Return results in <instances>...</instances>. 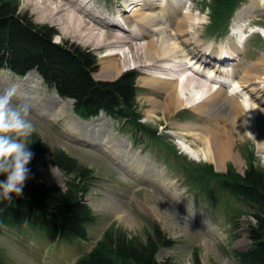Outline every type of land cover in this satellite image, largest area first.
<instances>
[{
  "label": "rangeland",
  "instance_id": "rangeland-1",
  "mask_svg": "<svg viewBox=\"0 0 264 264\" xmlns=\"http://www.w3.org/2000/svg\"><path fill=\"white\" fill-rule=\"evenodd\" d=\"M92 1L103 8V11H108L109 14H106L108 18H116L119 9L127 10L126 3L133 0ZM134 1L135 4L129 6V9L132 10L126 12V16H132V18L137 17L133 14L135 9H138L137 13L146 11L144 10L145 6H136V2L140 3L139 0ZM155 1L157 5L162 2H166V4L175 3L180 6L179 9L191 14V22H195V27L190 29L193 31L192 33L188 31L190 34H187L189 40L192 41L190 46L198 44V38L202 44L204 43V47H211L214 51L226 47L230 53L229 42L237 40L239 43L241 41V39L230 36L228 33L232 19L241 8L248 6V10L242 11L241 20L235 26L238 29L239 25L249 23V26L243 30L246 40L242 51H240L244 61L241 59L238 68L234 67L238 79L245 74V68L254 66V63L257 65L259 58L264 59V0H241L231 13L226 28L212 22V0ZM166 4L162 5L161 9L156 6L154 13L159 18H165L166 23L171 25V28L167 27L165 35L167 36L166 40L173 43L177 41L178 35H176L175 30L178 29L176 26H179L178 21L181 16L178 18H176L177 15L164 17L168 13L166 11L168 5L166 6ZM248 11L250 12L248 13ZM17 13L26 16L34 24L51 27L55 31L52 41L65 46L77 45L95 57L96 71L92 73L93 79L111 81L123 71L135 69L139 73L136 80L139 86L136 95V111L139 112L140 122L144 127L140 131H133L131 123L110 118L104 113L87 119L82 118L73 111V102L70 103V101L62 99L60 103L51 97L54 90L49 88L39 75L40 81L32 77L33 72L37 73L35 70L28 71L23 76L29 77L20 81L22 79L19 78L22 76L8 69H0V93L11 88L15 82L19 89L25 87V83L28 82L27 89L32 94V99L36 100V97L43 99L38 106L33 105L34 109H29L28 114V119L35 128L33 133H36L44 143L46 150L36 160L35 172L40 176V180L48 185H64V174L49 162V153L52 149L61 148L68 155L77 159L79 163L91 169L94 177L90 181L84 199L95 214V221L87 225V238L85 240L72 239L55 242L47 238L44 233L29 229L20 231L21 228L19 227L17 229L16 227H5L0 237V258L4 264H73L78 258L90 252L107 230H110L112 234L121 233L126 237L144 241L147 234L152 232V222L157 224L165 237L173 242L171 246H162L156 252L157 264H193L195 251L200 264H237L233 253L235 251L243 252L249 247L248 229L254 220L248 214L244 204L233 199L225 190L220 188L217 178L208 181L205 184V190L201 191L200 187L187 180V172L182 169V166L205 163L210 164L215 172H224L229 167H233L241 173L247 168L248 160H253V164L264 172V152L258 148L264 147V132L260 133L261 130H257L259 132L254 131L253 134L247 131L242 136L238 131H234L228 138V141L231 142L229 150L231 149L230 153L233 154L234 158L226 156V158L223 157L221 164L215 163L209 159L208 155H205L202 148L206 145L201 140L196 141L189 135H180L177 133L179 130L176 129H184L180 130L185 131L184 133H187V129H193L194 132H196V128L203 130L205 120L199 118V113L188 108L177 111V108L168 105V100H165L166 97H162L164 90H160V87L157 90L150 87L153 82L150 81L145 72L147 70L150 72V69H146L147 66L144 65L148 61L154 62L157 59L145 57L143 49L139 51L138 59H134V62L130 61L131 57L128 55L129 62L123 63V56L117 55L119 57L116 56V63L118 62L117 65L122 63L123 68L115 74L116 76L108 78L110 73L107 75L101 73H103L104 63L111 59V57H103V55L110 51L104 47V49L100 48V44L95 45L97 41L95 43L92 40L83 41L75 34L68 33L65 24H54L47 22V20H41L39 13L34 10L33 6L25 4L24 0H19ZM247 18H251L250 22H246ZM175 19H178L176 25L174 24ZM253 23L257 26H252ZM170 29L172 30L169 31ZM179 29L183 30L184 28L179 26ZM251 29L256 31L249 34L248 31ZM196 32H198L197 35ZM237 33L238 35L242 34ZM145 39L146 37L143 36L140 41L144 42ZM109 41L111 39L105 43ZM117 45L121 44L117 43ZM129 45H134L133 51L134 47H139L140 44L134 42ZM183 47H185L184 44H181L180 49ZM180 54L179 52V56ZM184 62L188 64L187 60L179 57L174 62L167 61V65H163L181 73L185 71L184 67L182 68ZM155 63L156 65L161 64V62ZM253 68L252 70H255L256 66ZM171 70L166 71L168 76H178V74L170 73ZM188 73L190 74V72ZM166 74L164 72V76ZM182 75L179 77L180 80L185 76V74ZM194 77L195 80L199 79L198 76ZM202 82L209 84L207 80H202ZM192 89L194 90L191 91L190 96L194 102H197L200 96H195V94L199 87L196 86ZM243 93L245 92L243 91ZM243 93L239 94L238 100L248 101V98H243ZM242 95L243 97H241ZM235 99L237 100V98ZM165 101L166 103H164ZM150 103H154L155 107H151ZM247 103L249 104V102ZM39 109L49 114L45 118L46 121L38 116ZM230 112L232 113V111ZM248 113L252 117V113ZM73 114L78 120L85 123L70 117ZM202 114L207 117L205 113ZM210 116L208 114V118ZM255 119L259 118L255 117L252 120L253 125H251L254 130L257 128L254 123ZM218 120V126L223 122L225 123L224 119ZM186 121L195 125L185 124ZM205 122L209 125L214 123V121ZM64 126L71 127L70 133L64 132ZM213 128L217 129L218 127L216 128L215 125ZM149 132H154L157 135L153 137ZM256 135L261 138H257ZM181 137L191 147L189 149L191 156L181 152ZM111 151H114L115 158L119 162L110 161ZM229 154L226 153V155ZM192 156H197V158ZM181 164L182 166H180ZM138 172L143 173V176L139 175ZM149 181L151 185L148 184ZM153 184L158 185L161 190L158 191ZM175 220H178L179 223Z\"/></svg>",
  "mask_w": 264,
  "mask_h": 264
},
{
  "label": "trees",
  "instance_id": "trees-1",
  "mask_svg": "<svg viewBox=\"0 0 264 264\" xmlns=\"http://www.w3.org/2000/svg\"><path fill=\"white\" fill-rule=\"evenodd\" d=\"M241 0H212L213 23L226 28L228 19ZM19 0H0V69L23 76L35 70L43 82L61 99L73 100V111L82 118L95 117L100 112L110 118L129 122L133 131L144 126L136 111L139 73L134 69L123 71L114 80H96V59L79 46L54 43L55 31L46 25L31 22L17 13ZM153 137L157 135L149 132ZM29 150L34 154L27 165L29 179L23 195H12L11 201L0 199V237L5 227H19L44 233L57 241L85 240L87 225L95 221V214L84 197L94 177L90 168L68 155L61 148H53L49 162L65 176L63 186L48 185L35 172L37 158L45 153L44 143L32 133ZM186 178L205 190V184L217 178L221 189L247 208L254 220L248 229L250 245L243 252L235 251L237 264H264V172L248 160L242 173L229 167L215 172L210 164L182 166ZM4 176L0 175V180ZM144 241L107 230L90 252L73 264H157L155 254L162 246H171L158 225ZM25 228V229H24ZM194 252L193 264H200ZM0 264L4 262L0 258Z\"/></svg>",
  "mask_w": 264,
  "mask_h": 264
},
{
  "label": "bare ground",
  "instance_id": "bare-ground-1",
  "mask_svg": "<svg viewBox=\"0 0 264 264\" xmlns=\"http://www.w3.org/2000/svg\"><path fill=\"white\" fill-rule=\"evenodd\" d=\"M139 1L140 3L136 2V6H145L144 10L146 11H144V13H137L138 9H135L133 11V14L135 17L137 16L136 18H132V16L130 17L128 15L126 16V12H130L132 10L129 9V6L135 4L134 0L130 3L125 2L126 6H128L127 10L119 9V12L116 14V18H108V16L106 15L109 14L107 13L108 11H103V8H101L99 5L94 4L92 0H24L25 4L33 6L34 10L39 13V18L41 20H47V22L49 21V23L54 24H65V28L68 33L75 34L83 41L92 40L94 41V43L97 41L95 45L100 44V48L104 47L105 49H108V51L110 52L103 55V57L109 56L111 57V59H108V61L104 63L102 67L103 73H101L102 75H107L108 73H110L107 76L108 78L113 77L117 72H119L120 69L123 68L122 63L121 65L120 63L117 65L118 62L116 63L115 58L117 55L123 56V63L129 62L128 55L129 57H131L130 61L134 62V59H138L137 54L139 53V51L143 49L145 57L157 59L154 62L147 60L148 63L144 65L147 66L146 69H150V72L149 70L145 71L148 74V78L150 79V81L153 82L150 87L156 90L158 87H160V90H164L162 97H166L165 100H168V105L177 108V111L188 108L193 110V112L199 113V118L203 119V121H214V123L211 125L206 124V122L204 121L205 125L204 127L202 126L203 130L196 128V132H194L193 129H187V133H184L185 131H180L184 129L175 127L179 130L177 131V133L185 136L189 135L196 141L201 140L203 144L206 145L202 148L205 155H208L209 159L215 161V163L218 162L219 164H221L223 162V157L226 158V156H229L233 159V154L230 153L231 149L229 150V144H231V142L228 141V138L230 134H232L234 131H238L239 134L244 136L247 131L253 133L254 131L261 130L260 133L264 132V59L259 58L257 65L256 63H254V66L245 68V74L241 78L239 77L240 79H238V75L235 73L234 67L238 68L241 59L243 60V57L241 56L242 52L240 53L243 48L238 45L237 40H235V42H229L231 53L226 47L221 48L217 51H214L211 47H204V43L202 44L198 38V44L190 46L192 44V41L189 40V36L187 34L189 32L192 33L193 31L190 29L195 27V22H191V14L179 9L180 6L175 3L172 4L169 2V4H166V2H162L157 5L155 0ZM165 4L166 6L168 5V10H166L168 11V13L164 15V17L177 15L176 18H178L181 16L178 23L180 28H184L183 30H180L179 26H176L178 29L175 30V33L176 35H178V37L177 41H174L173 43L171 41L169 43L168 40H166L167 36L165 35L167 27L171 28V25H168L166 23L165 18H159L157 14L154 13V9L156 8V6L160 7L161 9L162 5ZM244 10H248V6L241 8L233 17L232 22L235 26L240 22L242 16L241 13ZM249 12L250 11H248V13ZM110 13L112 14V12ZM177 20L178 19H175V25L177 24ZM249 20H251V18H247L246 22H248ZM245 25H239L238 29H236L235 27L234 31L243 34V30L246 27ZM171 30L172 29H170L169 31ZM197 34L198 32H196V35ZM143 36L146 37L147 40L145 39L144 42H141L140 40L143 38ZM169 36L170 35L168 34V37ZM108 39H111V41L105 43L106 41H108ZM134 42H138V44L140 45L139 47H134V50L132 51L134 45L132 46L129 44ZM117 43H120L121 45H117ZM181 44H184L185 46L182 49H180ZM115 49L118 51H116ZM179 52L181 53L180 56ZM179 57L184 59L185 61H188V64H185L184 62V65L182 66V68L184 67L185 69V76L181 80L179 79V76L182 74L176 77L168 76L166 74V71L171 69H168L163 65H167V61L174 62V60ZM155 62H161V64L156 65ZM255 66L256 69L252 70ZM226 69L231 70L232 75L235 77V80L237 82L236 84L239 87L236 92H228L223 85H212L213 77L218 74L224 75L221 73ZM207 70L209 71L206 72ZM164 72L166 74L165 76ZM188 72H190V74ZM24 76L19 78L22 79L20 81H23L24 79L29 77ZM194 76H198L199 79L195 80ZM32 77H35L40 81V77L37 73L33 72ZM202 80H207L209 84L202 82ZM37 83L39 85V82ZM28 84L29 83L26 82L25 87L22 86V89H19L17 87L18 85L16 84V82L12 85L11 88L14 87L16 89V95L13 102L22 106L27 105L28 108L32 110L33 105L36 104L38 106L40 102L43 101V99H40V97H36V100H33L32 94L27 89ZM194 84L197 86V88L199 87V90L203 92L201 99H199L197 102H194V99H192L190 96L191 88H196V86H193ZM237 85H235L234 87H236ZM243 91L245 93H243ZM196 92L197 93L195 95H199V91ZM241 93H243L244 95V97L243 95L241 97L248 98L249 100H238L240 98L239 94ZM51 97L61 103L62 99L54 91H52ZM235 98H237V100ZM66 100L70 101V103L72 102L70 99ZM166 101L164 103H166ZM247 102H249V104ZM150 104L151 107H155L153 105L154 103ZM43 111L40 110L38 116L42 118L43 121H46L45 118L49 116V114ZM230 111H232V113ZM248 112L252 113V117H250ZM202 113H205L207 117H204ZM208 114L211 115L209 118ZM70 117H74V119L78 122L80 121L82 123H85L84 121L78 120L74 114ZM255 117L259 118L255 119L254 122L257 127H255L256 130L252 128V120H254ZM218 119H224L225 123L223 122V125L220 124L218 126ZM185 124L195 125L194 123H190L189 121H186ZM215 125L216 128L218 127L217 129L213 128L215 127ZM222 127L224 128L222 131H220ZM70 128L71 127L64 126V132L70 133ZM257 138L261 137L259 136ZM258 148L260 149V151L262 150V152H264V147L261 146ZM187 151L189 152V150ZM113 152L114 151H111L112 155H110L109 157L110 161L114 162L115 160V162H119L115 158L116 155ZM226 153L230 154L226 155ZM138 174L143 176V173L138 172ZM148 184L151 185L150 181ZM153 186L158 191L161 190L158 185L153 184ZM169 199L173 202L171 198ZM107 204L109 205V203ZM175 221L179 223L178 220Z\"/></svg>",
  "mask_w": 264,
  "mask_h": 264
},
{
  "label": "clouds",
  "instance_id": "clouds-1",
  "mask_svg": "<svg viewBox=\"0 0 264 264\" xmlns=\"http://www.w3.org/2000/svg\"><path fill=\"white\" fill-rule=\"evenodd\" d=\"M16 89L8 88L0 93V199L11 201L12 195H23V187L29 179L27 165L33 158L28 145L35 131L28 119L27 105L14 104Z\"/></svg>",
  "mask_w": 264,
  "mask_h": 264
}]
</instances>
